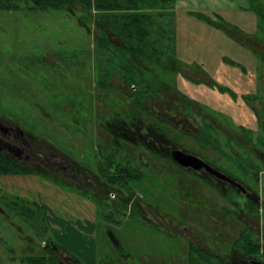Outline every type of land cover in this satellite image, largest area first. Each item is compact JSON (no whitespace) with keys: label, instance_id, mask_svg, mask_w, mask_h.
Segmentation results:
<instances>
[{"label":"flooded vegetation","instance_id":"1","mask_svg":"<svg viewBox=\"0 0 264 264\" xmlns=\"http://www.w3.org/2000/svg\"><path fill=\"white\" fill-rule=\"evenodd\" d=\"M179 1L166 6L165 12L171 14L169 37L152 36L145 42L111 34L108 46L100 42L94 24L81 22L80 6L65 12L78 21L94 45L95 121L88 130L80 120H73L79 136L88 139L78 140L76 149H66L45 133H35L21 121L0 116V167L8 172L0 174V201L6 208L0 206V215L8 224L13 225L17 217L26 225L15 226L17 243L7 250L15 257L19 254L21 264H41L28 260L42 255L54 256L58 264H87L74 254L79 248H72L64 229L67 226L69 234H80L81 222L73 225L62 220L63 229L55 230L48 206L69 202L80 205L82 201L99 205V199L106 200L113 190L126 195L117 200L112 195L115 206L105 220H112L114 213L124 214L129 205L132 213H140L161 227L168 224L171 231L181 233V222L167 223L166 216L136 193L146 185L147 173L157 181L172 165L216 190L222 197L219 208L244 227L231 246L222 245L220 253L210 247L205 233L187 228L189 264H264V0H250L247 11L254 13L257 21L248 31L231 24L220 12L211 16L192 14L223 32L234 45L248 50L244 54H249L248 67L238 61L239 56L222 57L230 70L240 71L241 84L237 80L226 83L213 68L210 55L195 58L179 53ZM150 25L161 33L158 28L162 26ZM53 63L56 65L55 60ZM189 84L197 88L193 96L187 92ZM201 87L205 91L199 90ZM98 91L105 101L99 99L102 96ZM102 104L106 106L105 116L99 114L102 106L98 105ZM68 114L72 116L71 110ZM86 149L92 158H79ZM187 158L192 160L190 165L179 163ZM119 201L123 206L118 207ZM147 207L153 210L154 218L146 217ZM97 208L94 219L100 218ZM28 211L30 216L37 212L39 217L30 219L25 213ZM255 222L257 229L253 227ZM189 230L204 234L207 243L191 240ZM95 231L96 223H90L86 236L91 238ZM109 233L113 244L120 247V257H124L111 229ZM24 237L25 246H17L18 240L24 243Z\"/></svg>","mask_w":264,"mask_h":264},{"label":"rangeland","instance_id":"2","mask_svg":"<svg viewBox=\"0 0 264 264\" xmlns=\"http://www.w3.org/2000/svg\"><path fill=\"white\" fill-rule=\"evenodd\" d=\"M249 5L250 0L179 1V53L195 58L211 56L213 68L218 70L226 83L237 80L241 84L239 70H230L222 57L239 56L238 61L248 67L249 54L244 55L249 53L248 50L234 45L223 32L211 28L207 21L192 14L211 16L214 12H220L231 24L248 31L257 21L255 14L247 11ZM93 46L90 35L75 18L64 12L28 11L25 6L17 12H0V116L23 122L33 132L45 133L66 149H76L77 141L83 138L79 136L78 126L73 120H80L88 130L95 121L92 109L96 81ZM261 68L264 74V63ZM188 88L192 91L188 89L187 92L193 96L197 88L192 84ZM199 90L205 91L204 88ZM199 90L196 93L202 99ZM203 95L207 100L206 95ZM101 96L98 98L105 101L104 94ZM98 106H102L100 116H105L106 106ZM223 107L227 109V105ZM68 108L72 116L68 114ZM185 142L197 148L193 142ZM87 149L78 157L91 159L92 155ZM217 158L214 156V159ZM167 164L170 167L172 165L170 162ZM147 176V186L143 185L136 190L138 197L166 216L167 223L181 222V233L171 231L168 224L161 227L147 221L140 213H132L129 205L124 214L114 213L112 220H105L112 213L111 206H115L112 195L116 197L115 200L126 195L116 190L110 191L106 200L99 199V205L96 202L85 204L84 201L80 205L73 202L65 206L59 203L53 205V208L49 205L48 215L52 227L60 230L63 229V221L73 225L78 224L77 220L81 222L78 226L80 234H69L70 228L67 226L64 229L72 248H79L74 254L80 255L87 264H189L186 229L190 227L205 233L210 247L219 253L224 249L222 245L228 246L231 242L232 245L236 241L242 224L219 208L222 197L216 190L174 165L157 181L150 173ZM117 205L123 206L120 201ZM0 206L5 208L1 201ZM225 206L228 203L225 202ZM96 208L99 211L98 219H94ZM153 213L152 209L145 208L146 217L154 218ZM93 222L96 223V231L88 238L86 229ZM17 225L26 226L17 217L13 218V225L8 224L0 215V238L3 239V244H0V264H21L19 254L15 257L7 252L17 243ZM253 227L259 228L258 223H253ZM110 229L124 257L118 253L120 247L113 244ZM200 232L189 230V237L198 241L197 244H206V237L204 234L201 236ZM25 238L24 243L18 240L17 246L23 248ZM63 240L66 241V238ZM18 251L21 253L20 249Z\"/></svg>","mask_w":264,"mask_h":264},{"label":"trees","instance_id":"3","mask_svg":"<svg viewBox=\"0 0 264 264\" xmlns=\"http://www.w3.org/2000/svg\"><path fill=\"white\" fill-rule=\"evenodd\" d=\"M174 1L167 0L163 3L161 0H0V12H17L25 6V9L29 11L69 13L70 10L75 11L76 6H80L82 8L81 22L94 24L100 42L108 46L107 42L111 34L121 38L143 39L145 42H149L148 38L152 36L169 37L170 32L167 28L170 27L171 14L165 11L166 6ZM152 23L162 26L158 28L160 34L156 33V29L150 25ZM5 173L8 172L0 167V174ZM25 213H29L30 216V211ZM36 217H39L37 212L32 213L30 219L35 220ZM33 261H39L41 264L42 262L58 264L52 255H42L28 260V262Z\"/></svg>","mask_w":264,"mask_h":264},{"label":"water","instance_id":"4","mask_svg":"<svg viewBox=\"0 0 264 264\" xmlns=\"http://www.w3.org/2000/svg\"><path fill=\"white\" fill-rule=\"evenodd\" d=\"M188 161V162H187ZM192 160L191 159H185V161H181V160H179V163L181 164V165H183V166H188V165H190V163H192L191 162Z\"/></svg>","mask_w":264,"mask_h":264}]
</instances>
